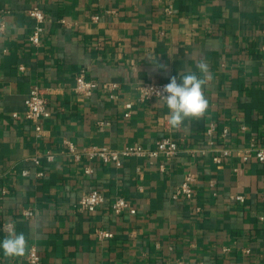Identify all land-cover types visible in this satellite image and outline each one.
I'll list each match as a JSON object with an SVG mask.
<instances>
[{"label": "crops", "instance_id": "obj_1", "mask_svg": "<svg viewBox=\"0 0 264 264\" xmlns=\"http://www.w3.org/2000/svg\"><path fill=\"white\" fill-rule=\"evenodd\" d=\"M34 6L46 15L38 48L28 42ZM1 21L0 193L9 194L0 203V240L3 223L13 221L28 248L24 257L0 251V264H30L31 248L41 264H264V163L244 162L239 152L264 138V0H0ZM200 59L212 75L203 117L172 129L166 105L137 101L138 85L179 79ZM82 70L88 79L118 83L120 99L103 89L78 95ZM34 86L44 89L51 113L39 133L23 118ZM211 122L229 130L213 146ZM164 137L179 144L174 159L94 162L91 174L88 161H71L64 144L154 149ZM224 145L234 152L215 164L211 149ZM40 171L45 176L37 178ZM188 172L197 176L194 196L175 200ZM93 189L104 203L95 213L80 211L81 194ZM118 197L136 213L116 215ZM24 209L33 216L24 218Z\"/></svg>", "mask_w": 264, "mask_h": 264}, {"label": "built area", "instance_id": "obj_2", "mask_svg": "<svg viewBox=\"0 0 264 264\" xmlns=\"http://www.w3.org/2000/svg\"><path fill=\"white\" fill-rule=\"evenodd\" d=\"M29 16L34 20V27L28 37V42L32 45L33 48H38L42 44V36L45 30V21L46 15L42 11V9L38 6H34L29 10ZM94 21H98L100 19L99 16H94L92 18ZM62 24H67L66 20L61 21ZM5 23L4 21L0 22V33L5 31ZM20 70H24V67H20ZM169 83V81L159 82V83H143L136 87L137 101L139 103H146L153 100H160V95L158 92L162 91L163 87ZM103 89L105 93L109 96V98L113 101H117L120 99L121 88L118 83L114 82H106L101 83L94 79H88L86 77L85 71H80L75 78V92L83 97H90L93 93L98 90ZM133 102H129L125 105L127 109L126 116L129 117L131 115V111L133 109ZM51 113L48 109V100L45 94L44 89L39 86H34L31 88L26 100H25V112L23 114V118L30 121L35 125L36 132L42 131V123L44 120L50 117ZM14 118H20L18 114H13ZM229 134V130L227 128L221 129L218 131V128L214 122H211L207 129V135L210 138V145H215L216 141L220 137L224 140L227 139ZM216 138V139H215ZM68 155L73 162H80L83 158L88 161V166L85 168L86 174H91L92 164L94 162H101L105 164H114L116 167H121L123 164V160L129 157H139L143 159H154L157 157H164L167 160H172L177 157L180 153L179 144L172 137H164L160 139L154 149H145L140 145H131L121 150H115L109 147H98L92 146L88 148H84L82 150L78 149L75 143L71 141L64 142ZM213 152L212 161L215 164H222L229 157L232 156L234 150L231 147L226 145L220 146L218 148H212ZM242 155V159L244 162L250 161L252 159L264 163V138L259 140L257 138H252L249 145L239 151ZM48 162L54 161V154L48 153L45 156ZM36 164H40L39 159H34ZM161 170H165L164 166H161ZM30 175L29 170H24L22 172V176L28 177ZM45 176L43 171L37 172L36 177L42 178ZM197 182V176L194 173L188 172L184 176L183 183L179 186L174 194L173 198L175 200L180 197H185L187 199H192L194 196V186ZM9 194L8 189H3L0 193V203L4 199V197ZM264 196V195H263ZM239 200H244V197H237ZM104 196L98 190H90L81 194L78 202L77 208L80 211L95 213L98 208L104 203ZM113 212L121 216L126 213L135 214L136 209L132 207V205L123 197H118L112 204ZM24 218H31L33 216V212L31 209H24L22 211ZM13 221H5L2 225L3 230L5 226ZM15 225V223H14ZM6 233V232H5ZM7 234V233H6ZM100 237L111 238L113 237L112 233L106 231L98 232ZM248 251V250H247ZM28 263L30 264H41V257L36 251L35 248H31L28 254ZM177 264H184L179 262Z\"/></svg>", "mask_w": 264, "mask_h": 264}, {"label": "clouds", "instance_id": "obj_3", "mask_svg": "<svg viewBox=\"0 0 264 264\" xmlns=\"http://www.w3.org/2000/svg\"><path fill=\"white\" fill-rule=\"evenodd\" d=\"M163 67V66H161ZM196 71L187 70L172 76L162 91L158 92L161 102L166 105L168 114L163 118L172 129H180L185 120L200 119L209 108L205 88L212 79L208 63L197 60ZM4 231L7 233L0 240V251L7 258L24 257L28 243L25 235L17 233L15 225L9 222Z\"/></svg>", "mask_w": 264, "mask_h": 264}]
</instances>
